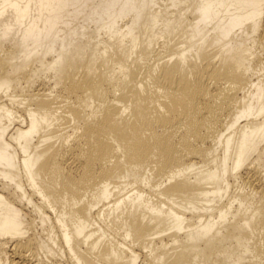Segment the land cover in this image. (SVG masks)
Returning <instances> with one entry per match:
<instances>
[{
    "label": "bare ground",
    "instance_id": "bare-ground-1",
    "mask_svg": "<svg viewBox=\"0 0 264 264\" xmlns=\"http://www.w3.org/2000/svg\"><path fill=\"white\" fill-rule=\"evenodd\" d=\"M0 264H264V0H0Z\"/></svg>",
    "mask_w": 264,
    "mask_h": 264
}]
</instances>
